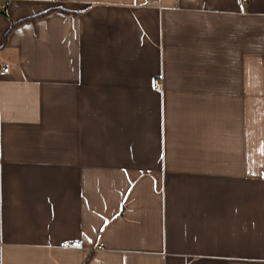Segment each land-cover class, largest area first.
Masks as SVG:
<instances>
[{
    "label": "crops",
    "instance_id": "obj_1",
    "mask_svg": "<svg viewBox=\"0 0 264 264\" xmlns=\"http://www.w3.org/2000/svg\"><path fill=\"white\" fill-rule=\"evenodd\" d=\"M0 2V264H264V0Z\"/></svg>",
    "mask_w": 264,
    "mask_h": 264
},
{
    "label": "built area",
    "instance_id": "obj_2",
    "mask_svg": "<svg viewBox=\"0 0 264 264\" xmlns=\"http://www.w3.org/2000/svg\"><path fill=\"white\" fill-rule=\"evenodd\" d=\"M243 3H245L247 0H241ZM5 7L3 2H0V10H3ZM7 72V66L4 65L0 67V74ZM152 86L155 90L161 89V83L159 80L155 79L153 80ZM63 248H72V249H81L82 248V241L81 240H71V241H64L60 244ZM103 244H100V247H102Z\"/></svg>",
    "mask_w": 264,
    "mask_h": 264
},
{
    "label": "trees",
    "instance_id": "obj_3",
    "mask_svg": "<svg viewBox=\"0 0 264 264\" xmlns=\"http://www.w3.org/2000/svg\"><path fill=\"white\" fill-rule=\"evenodd\" d=\"M44 14H45V12H42V13L36 14L34 16L28 17V18H23V19L19 20L18 22L11 24L9 30L12 29L13 27H15L17 24H19L21 22H24V21H34V20L42 17Z\"/></svg>",
    "mask_w": 264,
    "mask_h": 264
}]
</instances>
